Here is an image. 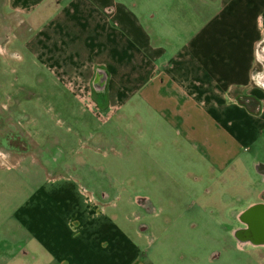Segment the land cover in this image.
Instances as JSON below:
<instances>
[{
  "label": "crops",
  "instance_id": "0c3cea01",
  "mask_svg": "<svg viewBox=\"0 0 264 264\" xmlns=\"http://www.w3.org/2000/svg\"><path fill=\"white\" fill-rule=\"evenodd\" d=\"M3 4L12 23L26 24L40 67L85 110L138 114V146L150 158L140 165L235 181L234 195L252 198L237 212V230L251 228L245 215L264 208V0ZM26 152L0 150V161L19 167ZM36 169L0 175V264H146L129 206L151 211V196L101 186L87 194L78 178Z\"/></svg>",
  "mask_w": 264,
  "mask_h": 264
},
{
  "label": "rangeland",
  "instance_id": "374dc122",
  "mask_svg": "<svg viewBox=\"0 0 264 264\" xmlns=\"http://www.w3.org/2000/svg\"><path fill=\"white\" fill-rule=\"evenodd\" d=\"M12 20L10 8L0 5V150L15 153L19 145L28 152L19 167L0 161V175H36L40 165L46 174L78 178L87 194L101 186L151 196V211L129 206L130 232L146 264H264V247L245 243L237 230V212L252 198L235 196V181L224 184L218 175L207 181L182 166L140 165L150 158L141 157L138 114L109 118L102 111L101 118L85 110L31 54L26 24ZM236 182L250 184L243 177Z\"/></svg>",
  "mask_w": 264,
  "mask_h": 264
},
{
  "label": "flooded vegetation",
  "instance_id": "af4514ba",
  "mask_svg": "<svg viewBox=\"0 0 264 264\" xmlns=\"http://www.w3.org/2000/svg\"><path fill=\"white\" fill-rule=\"evenodd\" d=\"M258 220H253L254 217ZM245 219L249 221L251 228L242 231L247 237H252L257 242L264 243V208H256L250 210L246 215Z\"/></svg>",
  "mask_w": 264,
  "mask_h": 264
}]
</instances>
